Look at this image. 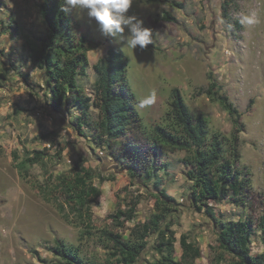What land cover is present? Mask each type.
Masks as SVG:
<instances>
[{"label":"rangeland","instance_id":"obj_1","mask_svg":"<svg viewBox=\"0 0 264 264\" xmlns=\"http://www.w3.org/2000/svg\"><path fill=\"white\" fill-rule=\"evenodd\" d=\"M40 1L0 0V264H57L60 257L54 249L60 244L77 247L85 258L103 261L108 249L99 238L100 230L137 238L135 227L156 212L160 188L179 203L173 226L176 259L182 264H229L231 257L219 247L214 222L192 204V181L182 161L185 152L163 150L152 160L148 145L154 127L166 123L173 87L181 90L194 115L209 118L211 134L231 135L230 114L201 90L212 74L241 113L239 165L247 167L251 188L242 205L229 200L211 204L227 220L248 216L257 220L264 213V0H134L128 14L153 30V43L143 51L102 38L86 13L73 11L79 25L76 33L98 43L89 51L88 74L79 81L89 96L97 76L94 64L110 46L128 57L135 105L156 91V103L136 108L138 121L118 140L100 136L96 108H91L92 126H79L80 111L72 99L59 110L52 107L45 73L24 47L27 37L46 31ZM225 4H229L227 18ZM165 11L175 20H164ZM244 15H254L257 22L239 27ZM35 150H43L44 159L20 169L18 163ZM134 164L138 166L132 182L129 169ZM81 166L93 168L91 181L101 190L88 202L92 225L73 210L75 203H66L58 185V177H73ZM136 197L140 203L135 218H118V208L129 207ZM59 203L65 204L64 212ZM183 234L200 247V257L186 256ZM146 241L137 264H158L156 233ZM252 252H264L261 230L253 237Z\"/></svg>","mask_w":264,"mask_h":264},{"label":"trees","instance_id":"obj_2","mask_svg":"<svg viewBox=\"0 0 264 264\" xmlns=\"http://www.w3.org/2000/svg\"><path fill=\"white\" fill-rule=\"evenodd\" d=\"M228 5H224L223 11L226 18L229 16ZM61 6L62 0H41L39 7L46 31L37 37H27L24 42L30 60L45 73L51 105L59 110L72 99L73 105L80 111L79 126H92L91 108L94 107L98 110L95 127L100 136L107 140L126 137L129 128L139 118L135 107V94L128 80V57L120 49L110 46L106 55L94 64L97 76L93 85V96H89L79 81L88 74L89 51L95 49L98 43L86 34H77L79 25L73 11L61 12ZM162 18L167 21L175 20L168 11L164 12ZM1 34L0 22V36ZM209 79L208 86L201 90L230 114L233 120L231 135L226 136L219 131L211 134L209 118L194 115L181 90L173 87L166 123L154 127L149 150L154 157L152 160L163 150L185 152L182 161L188 168L187 176L192 181V204L214 222L219 247L231 257L229 264H264V252H252L253 237L257 230L264 233V213L257 220L250 216L227 220L211 204L224 200L236 205L244 204L251 188V178L247 167L239 165L240 133L244 130V124L240 120L241 113L212 74ZM131 152L135 155L137 151L132 148ZM33 153V156L18 163L20 169H24L28 163H40L44 159L43 150H35ZM136 166L138 165L134 164L129 169L132 182L136 178ZM146 174L151 176L152 171L147 170ZM93 177V168L85 166H81L73 177H58V185L66 203H75L73 210L79 211L89 225H92V211L88 202L95 200L101 193L100 188L92 183ZM160 186L158 183L157 187ZM158 192L156 212L135 227L137 238H126L119 231L103 228L99 232V238L108 249L103 261L96 257L85 258L77 247L59 243L60 246L54 249L60 257L57 264H137L147 245L146 238L152 232L156 233L154 248L160 255L158 264H182L175 256L177 237L173 229L174 214L179 210V203L165 188H160ZM139 203L140 199L134 198L129 202V207L118 208L116 216L132 220L136 216ZM57 206L60 211H65L64 203ZM181 245L186 256L189 255L192 259L201 256L200 247L190 241L188 235H182Z\"/></svg>","mask_w":264,"mask_h":264},{"label":"clouds","instance_id":"obj_3","mask_svg":"<svg viewBox=\"0 0 264 264\" xmlns=\"http://www.w3.org/2000/svg\"><path fill=\"white\" fill-rule=\"evenodd\" d=\"M133 3L134 0H62L59 11L86 13L102 38H111L121 48L143 51L153 43V30L145 27L142 19L128 14ZM256 22L254 15H244L239 19L242 26ZM156 99L157 94L153 90L140 99L135 107L145 109L154 105Z\"/></svg>","mask_w":264,"mask_h":264}]
</instances>
